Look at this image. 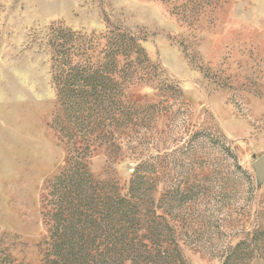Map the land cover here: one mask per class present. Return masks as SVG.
<instances>
[{"label":"rangeland","instance_id":"rangeland-1","mask_svg":"<svg viewBox=\"0 0 264 264\" xmlns=\"http://www.w3.org/2000/svg\"><path fill=\"white\" fill-rule=\"evenodd\" d=\"M73 163L105 197L66 221ZM230 261L264 264V0H0V264Z\"/></svg>","mask_w":264,"mask_h":264},{"label":"trees","instance_id":"trees-1","mask_svg":"<svg viewBox=\"0 0 264 264\" xmlns=\"http://www.w3.org/2000/svg\"><path fill=\"white\" fill-rule=\"evenodd\" d=\"M59 176L61 177V180L64 184L61 199H63L66 203V208L64 209V212H62L63 218L66 221L71 220L70 217L74 218L77 212L90 213L91 210L85 205L86 201H93L96 198L100 200L101 197H105L101 196V190L97 192L96 189H92L94 188L90 185L92 175L88 172L84 165L76 166V164L73 163L61 171ZM119 200L126 201L125 196L120 197ZM104 204H106V202H104L102 205ZM79 209L82 211H79ZM71 211L73 216L71 215ZM85 234L88 238L91 233L79 232L70 234L67 232H59L56 233L55 241L62 242V244H68L69 241H72L74 244H77L78 241L84 240ZM235 262L236 261H230L224 264H236Z\"/></svg>","mask_w":264,"mask_h":264},{"label":"water","instance_id":"water-1","mask_svg":"<svg viewBox=\"0 0 264 264\" xmlns=\"http://www.w3.org/2000/svg\"><path fill=\"white\" fill-rule=\"evenodd\" d=\"M263 165V160H260L258 162L255 163L256 167L262 166Z\"/></svg>","mask_w":264,"mask_h":264}]
</instances>
